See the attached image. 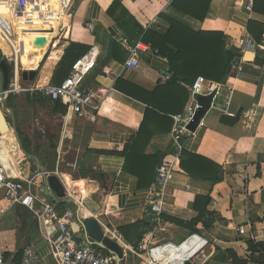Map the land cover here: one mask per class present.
Returning <instances> with one entry per match:
<instances>
[{"label":"crops","instance_id":"obj_1","mask_svg":"<svg viewBox=\"0 0 264 264\" xmlns=\"http://www.w3.org/2000/svg\"><path fill=\"white\" fill-rule=\"evenodd\" d=\"M174 2L0 0V13L8 15L5 19L15 34L22 72L36 73L30 83L59 84L68 75L63 69L70 66L72 58L94 50L96 62L82 87L103 90L106 95L93 112L94 121L71 114L66 117V110L63 115L53 110L52 101L26 95L24 102L36 108L39 116L47 112L45 117L50 120L44 121L43 128L37 118V131L18 118L19 96L0 102V109L7 108L8 117L13 119V125L8 124V117L0 114V161L23 179L37 177L33 192L38 198L75 214L71 226L79 225L75 233L79 242L89 241L83 222L93 216L98 223L118 232V228L141 220L146 207L150 208L147 199L152 185L144 188L139 182L148 180L144 168L151 170L154 160L171 154L172 117L184 112L194 83L193 74L180 73L171 85L170 62L167 55L159 52L157 40L168 35L171 21L180 22L194 33L221 34L222 53L234 49L231 42L248 34L257 46L253 53L260 63L241 60L242 71L237 74L231 70L225 84L231 93L229 114L242 110L240 119L233 126H225L218 122L220 113L213 110L205 117L204 129L186 143V151L221 167L222 180L214 185L193 180L178 164L163 195L155 198L160 200L155 202L160 216L189 223L198 216L195 199L209 197L206 210L219 216V220L209 230L198 224L194 235L161 220V229L152 236L150 230L146 232L136 250L120 236L125 245L120 264H234L227 251L247 260V241L264 243V0H254L251 12L245 10L244 0H211L203 20L179 13L173 9ZM217 38L205 37L202 42ZM124 41L132 46L147 45L158 55L142 54L137 68L127 70ZM73 45L76 47L71 52ZM170 49L167 46L165 52ZM10 53L0 38V62H6ZM65 56L69 63L62 66ZM108 71L117 79L106 77L104 72ZM186 77L188 82L184 81ZM48 104L50 110L44 107ZM25 136L29 139V155L22 150L21 138ZM129 146L133 154L125 161L124 150ZM50 176L70 187L75 197L72 203L65 196L54 195L48 185ZM0 226L5 264H19L15 258L27 245L34 248L35 264H55L40 226L26 208L10 209ZM240 227L246 234L237 233ZM166 243L176 246L177 252L174 247L163 246ZM140 247H158L150 253L151 263H143L132 253Z\"/></svg>","mask_w":264,"mask_h":264},{"label":"built area","instance_id":"obj_2","mask_svg":"<svg viewBox=\"0 0 264 264\" xmlns=\"http://www.w3.org/2000/svg\"><path fill=\"white\" fill-rule=\"evenodd\" d=\"M254 0H244V8L247 12L253 9ZM92 31V28H90ZM0 38L10 48V55L5 58L10 65L9 78L6 89L0 90V102H5L11 96H20L24 94H38L52 102H60L66 110V117L71 114L77 118L89 119L94 121L93 112L97 111L105 99L103 90H95L90 87L83 88L82 84L85 77L92 71L96 62L94 50H90L85 55L76 59L68 72L66 78L56 85L38 84L24 82L22 80V69L18 59L19 51L15 46V34L10 23L0 16ZM123 45L128 53L124 67L127 70L137 68L142 54H149L157 57L158 52L150 49L147 45H129L126 41ZM231 46L240 53L236 63L232 64V71L240 73L242 71V56L245 52H254L256 44L248 35L244 34L231 42ZM106 77L116 80L117 75L112 71L104 72ZM164 81L167 78H163ZM213 95L209 111L199 120L195 131L188 130V126L193 122L194 116L200 109L196 96L208 97ZM230 97L231 93L226 89L225 84H218L207 81L203 77L195 79L189 89V103L184 112L172 117L173 127L171 130L170 155L163 157L160 165L155 170V178L151 188V197L147 199L151 214L152 228L149 235L152 236L163 226L160 218V208L155 202V198L162 196L165 188L170 183L177 165L180 163V157L186 149V143L199 130L205 127V117L211 111H217L220 115H230ZM1 139V137H0ZM2 149V147H0ZM37 177L23 179L19 173H12L10 167L5 161H0V221L2 217L13 207L21 206L30 211L34 221L40 226L41 234L48 243L51 251V257L55 264H120L122 259L105 249L101 243L79 242L71 228L75 219L72 211H62L55 203H48L44 199L38 198L33 192L34 181ZM65 198L75 200L74 195L68 185L61 182ZM96 219L95 216L92 217ZM97 220V219H96ZM105 237L117 243L123 250L125 245L121 240L119 233L108 229L105 225L98 223ZM239 235L246 234L243 227L237 229ZM250 238L253 239L252 236ZM91 241V242H90ZM172 246L177 252L176 246L166 243L163 246ZM162 246V247H163ZM158 248V247H156ZM154 248V249H156ZM153 248H139V251L132 253L143 263L153 261L150 253ZM4 252L0 249V264H5ZM36 254L31 245H27L22 250L20 264H35ZM186 263V262H184ZM183 263V264H184Z\"/></svg>","mask_w":264,"mask_h":264},{"label":"trees","instance_id":"obj_3","mask_svg":"<svg viewBox=\"0 0 264 264\" xmlns=\"http://www.w3.org/2000/svg\"><path fill=\"white\" fill-rule=\"evenodd\" d=\"M210 1L211 0H175L173 3V9L181 14H189L194 18H198V20H203ZM0 14L5 15L3 18L8 17V15L4 12ZM261 33V31L258 33L257 41ZM213 35H216L218 38L211 40V42H202L205 37L212 36L213 38ZM157 42L158 43L156 46L159 47V52L163 55H167L170 62L171 80L173 82L171 85L176 83V78L177 76H180V73L193 74L191 80L192 83L198 76L201 75L208 79L218 81L220 84H226L229 78L228 76L232 70V62L240 57V53L235 49H228V51L222 53L224 42L221 34L204 32L194 33L186 28L183 24L176 21H171V28L168 35L160 38L159 41L157 40ZM193 42H196V44L192 45ZM167 46H171V49L166 53L165 49ZM75 47V45L72 46L70 49L71 52ZM78 58H72V63ZM67 60L68 56L67 58L65 56L62 66L69 63ZM72 63L70 66L68 64V66L65 67L67 71L63 69L66 74L70 71ZM188 80V77L184 79L185 82H188ZM32 96L41 97L38 94H32L31 97ZM10 98L11 97H9V99ZM52 106L55 112H58L62 115L64 114L65 108L60 102H53ZM24 139L21 138V144L23 148L22 150L29 155L31 154L30 148L27 144L29 139L27 136H25ZM131 148L132 147L129 146L124 150L125 161L128 160L130 154H133ZM150 160H152V158H150ZM158 161L159 158L154 160L151 169L152 171L149 170V168H144L145 174L148 175V180L142 183L139 182V185L144 186V188H149L153 184L155 178V165H157ZM128 163L129 161L126 163V168ZM179 167L188 177L192 178L193 180L207 181L213 185L219 183L222 180L223 172L220 166L186 150L183 151L180 157ZM209 202V197H197L195 199L194 208L198 211V216L189 223H184L183 221H177L175 219L163 216H160L161 220L171 222L182 228H186L193 235L198 232L196 230V226L198 224H201L204 230H209L212 225L219 220V216L209 213L206 210ZM151 214V209L146 207L144 217L141 220H138L131 225L118 228L119 235L132 249H138L144 234L151 230ZM247 250L250 253L247 260H241L233 251H227L226 253L229 257H231L234 264H242L246 262L264 264V243H255L254 241L249 240L247 241ZM21 256L22 253L17 255L15 258V263L20 264ZM184 264L189 263L186 262Z\"/></svg>","mask_w":264,"mask_h":264},{"label":"water","instance_id":"obj_4","mask_svg":"<svg viewBox=\"0 0 264 264\" xmlns=\"http://www.w3.org/2000/svg\"><path fill=\"white\" fill-rule=\"evenodd\" d=\"M236 61L237 59H235L232 62V64L236 63ZM242 61L252 62L253 64L260 63L259 61L256 60V56L253 52H245L242 56ZM35 75H36L35 71L22 72V80L24 82H33ZM0 77H1V90H4L7 87L8 78H9V68L5 61L0 62ZM212 98L213 95L208 97H203V96L195 97V100L200 106V109L195 114L193 122L188 126V130L192 132L196 130L199 120L205 116L207 111H209L212 103ZM241 113L242 110H239L235 115H220L218 122L225 126H233L240 119ZM0 114L4 115L5 117H8L10 116V111L5 107H1ZM161 160L162 159H160L158 166L160 165ZM48 185L56 197L64 198L65 194H64L63 186L56 176H50L48 178ZM69 201L70 203H72L71 200ZM71 228L74 233L79 232V225L73 223ZM83 228L89 240H91L92 242L101 243L105 249L115 253L119 259L123 258V251L121 247H119L116 242L110 240L109 238L103 235L102 230L96 219L93 218L86 219L83 222Z\"/></svg>","mask_w":264,"mask_h":264},{"label":"rangeland","instance_id":"obj_5","mask_svg":"<svg viewBox=\"0 0 264 264\" xmlns=\"http://www.w3.org/2000/svg\"><path fill=\"white\" fill-rule=\"evenodd\" d=\"M26 95H28L29 97L31 95L29 94H25V95H20L19 98H18V102H16V105H17V112L16 114L18 115V118H21V121L23 124H25L26 126H28L30 129L31 127L34 128L35 131H37V129H39V125H37V122H35V120L38 118L39 119V124L41 125V127L43 128H46L43 123L44 121L46 122H50V120L46 119L48 116H47V112L43 111L44 115L43 116H39L36 108H32L30 107L26 102ZM35 95V94H33ZM13 96H11L12 98ZM15 97H18V96H15ZM45 108H47V110H50V105H44ZM47 116V117H45ZM8 124H12L13 125V119L11 117H8ZM35 153V151H33V154ZM1 228V226H0ZM176 243H178L177 241H175Z\"/></svg>","mask_w":264,"mask_h":264},{"label":"bare ground","instance_id":"obj_6","mask_svg":"<svg viewBox=\"0 0 264 264\" xmlns=\"http://www.w3.org/2000/svg\"><path fill=\"white\" fill-rule=\"evenodd\" d=\"M20 7H22V6H18L17 8L19 9ZM168 246H169V247H172V246H170V245H168ZM168 246H167V247H168Z\"/></svg>","mask_w":264,"mask_h":264}]
</instances>
